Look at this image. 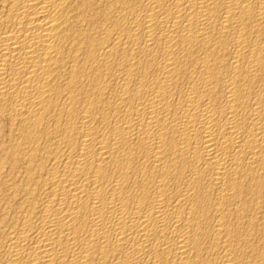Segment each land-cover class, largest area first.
Returning <instances> with one entry per match:
<instances>
[{"label": "bare ground", "instance_id": "6f19581e", "mask_svg": "<svg viewBox=\"0 0 264 264\" xmlns=\"http://www.w3.org/2000/svg\"><path fill=\"white\" fill-rule=\"evenodd\" d=\"M0 109V264H264V0H0Z\"/></svg>", "mask_w": 264, "mask_h": 264}, {"label": "rangeland", "instance_id": "374dc122", "mask_svg": "<svg viewBox=\"0 0 264 264\" xmlns=\"http://www.w3.org/2000/svg\"><path fill=\"white\" fill-rule=\"evenodd\" d=\"M1 110L2 109H0V185L13 177L10 172L9 165L6 164L4 160L5 155L9 151V144L7 142L8 141L7 139L8 122H7L4 112ZM3 178H4V181H3Z\"/></svg>", "mask_w": 264, "mask_h": 264}]
</instances>
